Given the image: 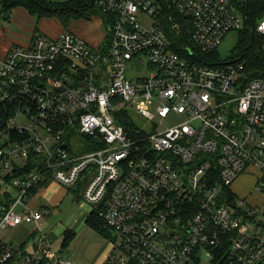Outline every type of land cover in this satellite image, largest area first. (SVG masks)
I'll return each mask as SVG.
<instances>
[{"label": "built area", "instance_id": "obj_1", "mask_svg": "<svg viewBox=\"0 0 264 264\" xmlns=\"http://www.w3.org/2000/svg\"><path fill=\"white\" fill-rule=\"evenodd\" d=\"M92 4L111 23L100 44L64 29L1 62L0 230L34 224L38 237L32 249L0 239V264H75L29 206L51 179L104 204L116 236L106 264H264V63L210 56L237 31L264 60V0ZM133 60L151 70L129 77ZM170 114L184 120L158 130ZM76 134L99 149L77 153ZM250 172L259 203L233 189Z\"/></svg>", "mask_w": 264, "mask_h": 264}, {"label": "rangeland", "instance_id": "obj_2", "mask_svg": "<svg viewBox=\"0 0 264 264\" xmlns=\"http://www.w3.org/2000/svg\"><path fill=\"white\" fill-rule=\"evenodd\" d=\"M45 2H51L55 5H62L69 0H42ZM150 20L149 16H146ZM37 21V18L35 17ZM36 22L34 23V25ZM100 28H103L104 33L106 34L107 30L110 29V25H107L100 14H97L96 11L88 13L81 18H69L68 21L64 22L56 16L45 17L41 26H39L38 33L41 35L54 38L64 29H71L76 31L80 35L99 34ZM38 35V34H37ZM101 35V34H100ZM100 35L98 38H100ZM242 36L237 31L229 32L223 39L222 43L219 45L216 55L219 59L225 60L231 57L232 54L237 50L241 44ZM131 70L133 74H131ZM151 70L150 66H146L136 60H133L131 63H128V76L131 78L138 77L141 74H145ZM129 113L134 119L135 123L146 131L152 129V123L143 117L138 110L133 106L129 108ZM184 120L182 114H170L162 121H157V129L162 131L167 126H173ZM72 147L76 150L77 153H89L94 152L97 149V145L93 141L88 140L82 134H76L72 139H70ZM254 172L250 174H243L238 180L234 183L233 189L240 196L246 197V199L251 203H259L262 200V195L257 194L254 191L253 181ZM61 185V184H60ZM63 187L60 200L58 205L52 207L50 215L48 216V226L44 231L48 233L55 228V234L57 237L54 242V247L58 250H62L65 257L70 258L74 261L75 264H103L101 262L102 255L109 249V252L114 247V239L106 238L104 235L96 231L87 223V218L91 213L93 207L88 204L84 197L81 188V183L75 185L72 189L67 186ZM65 190V191H64ZM3 192V191H2ZM0 191V201L4 199L3 193ZM264 192V191H263ZM12 197L17 195L15 190L10 191ZM245 194V195H244ZM244 195V196H243ZM39 196V197H38ZM36 198L30 199L29 206L35 208L40 202V195ZM23 225H32V224H23ZM263 228V227H262ZM259 230V234L264 236V229ZM21 227L13 229H2L1 232H7L8 235L12 237H19ZM28 231L30 229H27ZM69 230L72 234V238L67 246L65 241V232ZM0 232V233H1ZM112 235H115V231H112ZM129 264H138L136 262H130Z\"/></svg>", "mask_w": 264, "mask_h": 264}, {"label": "crops", "instance_id": "obj_3", "mask_svg": "<svg viewBox=\"0 0 264 264\" xmlns=\"http://www.w3.org/2000/svg\"><path fill=\"white\" fill-rule=\"evenodd\" d=\"M1 1L2 0H0V65L3 59L5 58V56L7 55L8 51L13 46L27 45L31 42V40L37 34H39L38 33L39 26L42 25L44 18L47 17V16H39L38 14H33L24 6H15L11 10L6 12L5 10H3ZM35 17L37 18V21L35 20ZM35 22L36 24L34 25ZM99 35H100V38H98ZM80 36L83 37L85 40H87L90 44L97 45V44H100L104 40L105 33L103 31V28L102 29L100 28L98 37H97V34H93L92 36L91 34H88V35L85 34L83 36L82 35ZM253 184H254V181H253ZM61 186L63 185H60L55 180L51 179V180L46 181L34 193L33 198L37 199V196L40 195L41 200L35 208H40L44 212V218L42 220V227L45 230L48 226L47 218L50 215V211L52 210V207L54 206L56 207L58 205V201L60 200L59 197L63 189V187ZM72 188L73 187H71L70 189ZM23 224L25 223H21L17 226L6 228V229H13V228L21 227L20 233L18 234L20 235L19 237L14 238L8 235L7 232L2 233L0 230L1 232L0 239L6 243L12 244L13 246H24L27 249H32L34 246V242L38 237V233L37 232L33 233L35 229L34 224L29 225V226L23 225ZM27 229H30V230L28 231ZM55 233H56L55 228L47 233L48 238L52 241L53 246H54V242L56 241V239L54 238L57 237ZM111 251L109 252V249H108L102 255L101 262H103V264H106V261Z\"/></svg>", "mask_w": 264, "mask_h": 264}, {"label": "trees", "instance_id": "obj_4", "mask_svg": "<svg viewBox=\"0 0 264 264\" xmlns=\"http://www.w3.org/2000/svg\"><path fill=\"white\" fill-rule=\"evenodd\" d=\"M1 4L3 10H5L6 12L11 10L15 6H24L31 13L38 14L39 16L59 17L64 22V24L68 21L69 18H81L87 15L88 13L96 11L97 14H100L103 17L107 25H111L106 15L101 14L99 10L94 7V5L92 4V0H69L60 6L42 0H2ZM107 31V35H109L110 29H108ZM215 53H210L211 58L218 57ZM237 54L239 56L248 58L249 61L254 65H260L262 62L264 63L262 51L259 45L256 44V39L245 32H243L242 34L241 44L237 48ZM127 119L130 118L128 117ZM126 124L130 126V123ZM29 167L31 168L32 165H30ZM103 209L104 204L102 206L94 207L87 218V223L89 222L90 225H92V227L96 229V231L104 235L106 238L116 239V236L112 235V229L107 224L105 218L100 215V212ZM71 236L72 234L69 230H67L65 232L66 244H64V246L68 245L67 243H69L71 238L73 237Z\"/></svg>", "mask_w": 264, "mask_h": 264}, {"label": "water", "instance_id": "obj_5", "mask_svg": "<svg viewBox=\"0 0 264 264\" xmlns=\"http://www.w3.org/2000/svg\"><path fill=\"white\" fill-rule=\"evenodd\" d=\"M63 147L65 148V147H66V145H63Z\"/></svg>", "mask_w": 264, "mask_h": 264}]
</instances>
